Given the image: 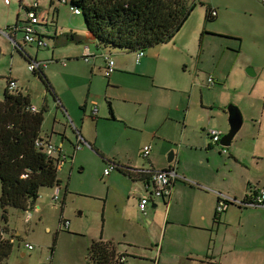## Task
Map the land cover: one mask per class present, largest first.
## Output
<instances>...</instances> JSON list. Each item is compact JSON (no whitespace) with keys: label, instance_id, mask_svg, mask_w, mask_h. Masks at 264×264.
Listing matches in <instances>:
<instances>
[{"label":"rangeland","instance_id":"374dc122","mask_svg":"<svg viewBox=\"0 0 264 264\" xmlns=\"http://www.w3.org/2000/svg\"><path fill=\"white\" fill-rule=\"evenodd\" d=\"M213 1L215 0H202L204 4ZM1 3L0 0V6H2ZM195 3H197V7H200L197 1ZM231 7L229 13L232 15L241 18H245L246 15L247 19L249 18L247 14H243V9L238 4ZM61 9L62 17L67 19L66 11L68 9L65 7ZM6 12L2 11L1 13L0 10L3 16H7ZM21 14L23 15L22 10ZM80 18L83 20L82 16ZM14 19L6 27L14 28ZM39 25H44V23H39ZM220 26L222 25L211 24L209 28L220 30ZM230 28H233V31L238 35L237 38L243 41L241 51L240 47L239 51L234 48L239 41L213 36L211 34L215 33L207 30L208 34H204L205 47L203 50L201 49L199 55L189 58V55L184 52L173 53L177 54L175 56L178 60H173L170 67L172 69L171 74L174 73V70L177 73L178 82H181V79L183 82H192L197 90L200 88L207 93V99L215 103L213 110L224 102L226 103L225 110L230 104L238 107L243 116V122L240 131L233 138V146L239 148L238 145L241 143L243 133L251 134L256 131L257 124L254 121L256 123L261 120L264 122V61L254 59L251 65L246 66L244 64L247 57H252L251 54L256 49V41H264V34L259 35L256 29L250 32L244 30V26L240 25L237 20L231 23ZM0 43V100L3 97L7 79L16 75L18 77V91L20 90L24 96L30 97L31 103L39 108L44 104L48 105L41 131L49 133L51 129L53 131L56 129L54 132L59 134L65 127V134L71 140L70 142L76 143L75 134L73 136V130L69 126V124H73L72 121L70 118L66 119V116L64 118L62 111L57 109V106L53 107L54 98L51 91L46 90L44 81L27 69L28 62L22 54L17 56L14 53V57L10 58L12 44L1 33ZM28 50L32 55L37 51L39 62L46 60L51 51V46L40 50L29 47ZM173 63L174 65L177 64L178 67L174 68ZM51 66L56 67V72L61 71L59 65L50 64ZM248 67L253 69V75L247 74ZM210 76L214 79L215 84L207 88V78ZM142 80L151 85V78ZM222 85L225 87L223 88ZM154 91H158L156 93L160 96L166 94L173 97L177 103L181 101V96H184L176 90L169 92L154 89ZM224 92L228 95L224 96ZM198 97V92H196L195 103L200 101ZM154 108L158 111L159 106H154ZM194 109L196 110L195 105L189 112L190 119L186 128L182 130V127L178 124L175 125L174 122L164 125L158 124V133L154 137L148 129L150 118H148L147 123H144L147 114L144 105H135L125 110V112L128 110L132 116H135L138 126H132L127 117H125L128 120L127 123L125 119L123 121L116 119V122L104 120V126L101 127L97 139L98 149L102 150H98L101 156L88 146L79 147L73 155L74 162L76 153L78 154L77 161L73 163L69 160L59 169L60 186L47 187L40 192V210H36V206L27 211L9 208L7 226L9 235L12 236L13 248L4 264H89L87 256L90 242L98 240L101 236L102 239L117 245L120 253L128 255L126 257L127 264H158V257L155 258L157 246L162 248L159 264H168L170 256L179 254L182 247L190 248L194 244L193 235L197 229L217 231L220 238L230 230H237L240 227L249 228L247 222L250 221L252 224L251 222L260 213H263L259 211L260 208H238L232 204L221 215L220 221H214L213 212L207 213V217L203 221L200 216L205 211L206 196L190 190L192 186L183 181H177L174 185L169 212L166 211L161 202L158 209L149 208L145 215L138 212L135 207V198L139 195L142 185L140 180H132L123 174L118 175V172L115 171L113 172V175L117 177L115 186L108 189V178L103 177V169L107 165L105 162L125 160L127 163H131V166L146 170L149 162L140 156L141 148L144 146H151L149 158L153 160L155 167L170 165L167 157L172 151L175 155V162L171 166H175L179 176L191 182L190 177L202 179L206 178V172L217 171L214 177L222 182L228 172L224 165L229 159L227 155L221 154L222 146L220 143H211L207 136L209 129H216L207 124L220 122L221 119H217L218 115L213 114L214 119L210 120L208 110L195 114ZM173 113L179 115L177 110H173ZM190 113L193 115L192 120L197 118V115L200 116L199 119L195 120L200 123L199 126L192 128ZM201 125H206V127L203 128ZM52 135L57 141L55 143H59L60 137ZM163 135L167 138H161ZM203 143H210L215 146L221 156L218 155L217 158L208 160L202 152L201 145ZM69 146V144H64L65 152H69ZM251 147L250 144L247 149L249 152ZM226 149L228 151L229 147ZM259 149L263 151L264 145L261 144ZM124 152L125 154L121 157L107 156V153L120 155ZM249 152L245 153L247 163H249L251 156ZM103 158L106 160L105 162L102 161ZM179 160L180 163H177ZM214 161L216 164L219 162V165L215 166ZM70 162L72 163V170H70ZM205 162L209 163L210 170H208ZM259 165L264 167V162L260 161ZM130 169L133 167L129 168V171H131ZM66 184L69 191L62 208L61 200L64 197ZM219 185L222 189L226 186L221 183ZM55 195L59 201L52 199ZM125 204L127 207H124ZM61 217L70 222L68 230L59 227ZM167 222L169 223L168 226ZM152 224L162 226L159 239L155 237L150 240L139 229V227L147 228ZM54 239L55 244H53ZM245 242L248 240L245 239ZM26 244H30L33 250L30 251L25 246ZM52 248L54 249L53 252ZM186 258L188 259L187 256ZM181 263L185 262L182 261Z\"/></svg>","mask_w":264,"mask_h":264},{"label":"crops","instance_id":"0c3cea01","mask_svg":"<svg viewBox=\"0 0 264 264\" xmlns=\"http://www.w3.org/2000/svg\"><path fill=\"white\" fill-rule=\"evenodd\" d=\"M13 1L8 7L4 5L2 1V6H0L1 13L2 11H7V16H3L0 13V27H2L0 30L7 28L6 26L10 25L14 18V27H18L16 31L11 30L9 33L7 32V36L4 35L12 44L10 58L12 59L14 57L13 54L15 53L17 56L22 54L25 59L29 56L32 59L36 58V61H38L37 51L32 55L28 50L29 47L35 49L36 47L28 44L25 45L22 42L20 36L22 33L19 30L22 21L25 19L24 13L26 7L37 1L38 6L36 10L40 16L39 23H44V25H39L38 31L43 34L42 37L45 40L46 47L51 46V51L46 60L39 62H46L47 64L43 69V73L50 82L49 85L52 90L51 94L54 98V103H52V105L53 107L57 106V109L59 108L62 111V116L64 118L65 116L66 119L70 118L74 124V126L73 124H69L73 130V136L77 132L84 141L83 146H88V148L94 149L98 155H100L99 151H102L101 149H98L97 139L99 132H101V127L103 128L104 126L103 121L107 120L116 122V119L122 121L125 119L126 123L129 120L131 121L132 126H138L135 116H132L128 110L125 112L126 109L134 107L135 105H144V107H146L147 114L144 123H147L148 118H150L148 129L152 132V137L156 136L158 133V124L164 125L166 123L174 122L175 125L178 124L181 126L182 130L186 128L188 126V120L190 119L189 112L193 105L196 106V110L194 109L195 114L208 110V117L210 120L214 119L213 114H217V119H221L220 122H210L207 125L218 129L221 132V137L225 135L229 131V125L227 122L228 114L225 113L226 103H221L217 109L213 110L215 103L207 99V93L200 88L197 90V87L192 82H183L182 79L181 82H178V75L175 73V70L173 71L175 75L174 73L171 74L172 69L170 65L173 60H178L175 55L182 52L187 53L189 58L192 56H198L201 49L203 50L205 47L204 34H208L206 32L207 30L213 31L212 33H215L211 34L213 36L239 41L238 45L234 48H237L239 51L240 47L241 51V43L243 41L237 38L238 35L233 31V28H230L231 23H233L234 20H237L240 25H243L244 30H247L248 32L256 29L259 35L264 34V4L261 0H215L205 4L200 0V3L198 2L200 7H197V3H195L196 0H184L187 6L191 5L193 2L195 3V6L190 11L185 24L182 25L179 32H177L174 38L169 42L154 45L147 50L145 49L144 54L137 62L136 52L115 48H101L93 38V35L86 29L84 18L83 20L80 18L82 15L74 14L67 5H59L56 0ZM236 4L243 9L244 15L247 14L249 16L248 19L246 15L244 16L245 18H241L229 13L232 8L231 6ZM62 7L68 9L66 11L67 19L62 17ZM208 8L209 10L214 9L217 13L216 17H214L211 22L206 20V10ZM21 10L23 15L21 14ZM209 23L222 26H220V30H211L209 28L211 24ZM18 34L20 35L17 37ZM15 44L17 46H14ZM255 44L256 49L251 54L252 57H247L244 62L246 66L251 65L254 59L256 61H264V41L257 40ZM85 46H88L91 52L88 61H83L82 58ZM107 53L113 58L115 69L109 78H104L103 69L105 67V62L103 54ZM50 64L59 65L61 71L59 73L56 72V67H50ZM173 67L176 68L178 66L176 64ZM240 72H242L241 69ZM10 78L15 80L18 86V77L13 75V77ZM144 78H151V85L147 84L145 80H142ZM196 78H198V76H196ZM222 87L224 88L225 85H222ZM154 89L169 92L176 90L184 94V96H181V101L177 103L173 97L166 94L160 96L156 93L158 91H154ZM46 90L50 91L48 87H46ZM196 92H198L199 95L198 100L200 99L198 103L194 102ZM223 94L224 96L228 95L225 92ZM31 106H34L36 110L40 109L33 103H31ZM94 106L97 108L96 116H93L92 114ZM109 106L111 107V111L109 110ZM154 106H159L158 111ZM42 107H45L47 111V104H44ZM173 110H177L179 115H175ZM190 116L192 128L199 126L200 123L195 120L199 119L200 116L197 115V118L195 117L194 120H192L193 115H191V113ZM125 117H127L128 120ZM225 120L227 124L225 123ZM254 122L257 124L256 131L251 134H247V132L243 133L241 136V143L238 145L239 148L233 146L232 139L229 146V149L231 150L228 149L229 152L227 151V153H223L227 155L229 160L226 161L224 165L227 167L228 172L222 182L214 177V174L217 173V171L206 172V178L202 179L200 177H190L191 182L186 178L179 176L175 166H171L175 162L174 153L173 160L169 163L170 165L159 168L155 167V163L149 158L152 148L150 149L148 158L144 159L149 162L148 167L145 169L165 170L172 168L180 177L177 181L187 182L192 186L190 190L196 191L199 194H204L206 196L205 199L207 204L204 213L200 216L204 221V218L207 217V213H215L217 198H219V196H226L242 201L248 196L250 190L251 192H254L259 188H264V167L259 165L260 161L264 162V150L260 151L259 149L261 144L264 145V122H262V120L258 121V123H256V121ZM201 126L203 128L206 127V125ZM65 130L64 127L59 134L55 133L53 129H51L49 133L41 131L40 137L47 138L52 143L61 145L64 152V144H69V152L65 153L67 155H72L75 153L72 150L73 143L70 142L71 140L66 136ZM222 132L224 133L223 135ZM52 134L60 137V144L55 143L57 141L54 140ZM76 136L77 135L75 134V139ZM161 138L167 137L163 135ZM250 144L252 147L249 152L247 149ZM201 148L203 149V155H205L208 160L217 158L218 155L221 156L218 152L219 150L210 143H203ZM247 152L251 153L249 163L245 160V153ZM124 154L125 152L120 155L107 153V156L121 157ZM77 155L78 154L76 153L75 161L73 162V158L71 162L75 163L77 161ZM71 162L70 170H72ZM112 163L123 165L127 168L133 167L134 170L139 168L131 166V163H127L125 160ZM177 163H180V160L177 161ZM205 163L208 166V170H210L209 163ZM213 164L216 166L219 165V162L216 164V161H214ZM113 172H110L107 176L108 189L113 188L116 183L117 177L113 175ZM116 172H118V175L123 174L119 171ZM143 179H145L144 175H141V180L138 179L142 185L140 186L139 195L135 198V207L138 212L145 215L149 208L153 210L158 209L161 202L166 211L169 212L170 200L174 194V185L177 181L172 183V191L169 199L165 201L152 199L149 202L146 211L141 212L138 207V200L145 195V191H147V188H145L147 183L144 182ZM219 183L225 184V188H220ZM43 189L44 188H42L40 192ZM40 192L38 193L39 196L35 205L36 210H40L41 208L39 204ZM124 207H127V205L125 204ZM250 208H260L259 211L264 213V207L256 206ZM263 213H260V215L251 222L253 225L250 224V221L247 222L249 228L240 227L237 230H230L220 238L217 231L203 228L197 229V232L193 235L194 244L190 248H187V246L182 247L179 254L170 256L168 264H182V261L185 262L183 264H264ZM168 225L169 223L167 222V226ZM161 227L162 226L160 225L156 226V224H152L147 228L139 227V229L142 234H146L150 240H153L155 237L157 239L160 238L159 232ZM245 239L248 240V242L244 243ZM156 248L157 251L155 252V258L158 257L159 264V260H161L160 258L162 256V248L158 246ZM125 262L127 264L126 258Z\"/></svg>","mask_w":264,"mask_h":264},{"label":"trees","instance_id":"16d2710c","mask_svg":"<svg viewBox=\"0 0 264 264\" xmlns=\"http://www.w3.org/2000/svg\"><path fill=\"white\" fill-rule=\"evenodd\" d=\"M73 4L80 9L86 29L101 48L113 47L130 52L147 50L172 40L195 6L194 2L187 6L184 0H76ZM208 10L209 8L206 10V20L211 22L214 18L209 15ZM26 60L29 62L36 58L28 56ZM32 73L43 80L52 92L43 69ZM29 98L20 90L11 93L6 87L0 100V264H4L13 248L12 236L9 235L7 226L9 208L27 211L36 205L42 188H53L61 184L57 165L62 153L51 156L36 146L42 138L40 132L46 109L41 107L37 112L32 111ZM109 110L111 111L110 106ZM79 144L83 146V142L73 143V152L78 149ZM64 154L66 160H73L74 153ZM105 161L103 158V162ZM113 164L114 171H119L132 180H141V175H144L143 181L150 182L149 175L144 173L146 170L140 173L138 169L129 171L126 166ZM67 193L66 185L61 200L62 208ZM222 214L215 210L214 221H220ZM64 221L68 220L61 217V223ZM53 250L52 248V252ZM127 256L117 251V245L99 238L90 242L87 259L89 264H126L120 259Z\"/></svg>","mask_w":264,"mask_h":264},{"label":"built area","instance_id":"2783aa9c","mask_svg":"<svg viewBox=\"0 0 264 264\" xmlns=\"http://www.w3.org/2000/svg\"><path fill=\"white\" fill-rule=\"evenodd\" d=\"M2 1H3V4L8 7L9 4H11L13 0H2ZM56 1L58 2L59 5H67L74 14L81 15L80 9L75 7V5L73 4V2L76 0H56ZM196 1L198 2V0ZM261 1L264 4V0H261ZM37 6H38V2L35 1L32 4H30L28 7H26L25 13H24L25 19L22 21L21 26L19 27V30L22 33L21 38L24 44L32 45V46H35L36 49H39V48L46 47V43L42 37L43 34H41L38 31L40 16L38 15V12L36 10ZM209 15L212 18H214L216 17L217 13L214 9H212V10H209ZM17 29H18L17 26L14 28L7 27V28L0 30V33L7 36L11 30L16 31ZM14 46H17V45L15 44ZM83 52H84L82 53L83 61H88L91 56L89 47L85 46L83 49ZM136 53H137L136 57H137V62H138V59L144 54V50H138L136 51ZM103 59L105 62V67L103 69V76L104 78H109L115 69V63H114L113 58H111V56L109 55V53L103 54ZM46 65H47L46 62H38L36 60H30L28 62L27 69L33 72L34 70L37 71L39 69H44ZM207 84H208V87L215 84L214 79L211 76L207 78ZM6 87H7V90L11 93H15L16 91H18V86L16 84V81L13 80L12 78L9 79ZM31 110L37 112L34 106H31ZM92 114L93 116L97 115V108L95 106L92 109ZM207 133H208L207 136L210 138L212 143L219 144V140L221 138V132L219 130L209 129ZM75 134L77 135L76 143H80V142L84 143L81 136L77 132ZM36 146L41 147L47 154L51 156L58 155L57 154L58 152L62 153V156H60V160L57 165L58 169H60L63 164L69 161L64 158L65 152L63 148L61 147V145L54 144L51 141H49V139L47 138H41V140L37 142ZM79 147H81L80 144L77 146V148ZM150 149H151L150 146L141 148L140 155L141 157H143V159L148 158ZM225 151H226L225 147H222L221 152L225 153ZM114 170H115V165L111 162L107 163L106 167L103 169V176L107 177L110 174V172H113ZM137 171L142 173L144 170L140 169ZM144 173L149 175L150 182H148L147 186L145 187L147 188V191H145V195L140 197L138 200V207L141 210V212L146 211L147 206L152 199L163 200V201L169 199L171 196V191H172L171 189L172 183H174L176 179L180 178L174 172L172 168H168L165 170L149 169V170H146ZM52 199L54 201H59V198L56 195L53 196ZM217 199L218 200L216 204V211L219 214L226 212L227 208L232 204H235L238 207H249V206L250 207H256V206L264 207V188H259L254 192H251L250 190L248 196L245 197V199H243L242 201L235 200L234 198H230L226 196H219V198ZM69 224H70L69 221H64L63 223L60 222L59 227L60 228L62 227L64 230H68ZM25 246L30 251L33 250L30 244H26ZM120 261L121 262L125 261L124 257H122Z\"/></svg>","mask_w":264,"mask_h":264},{"label":"water","instance_id":"95a60500","mask_svg":"<svg viewBox=\"0 0 264 264\" xmlns=\"http://www.w3.org/2000/svg\"><path fill=\"white\" fill-rule=\"evenodd\" d=\"M246 72L248 75L254 74L253 69L251 68H248ZM226 112L228 114L227 122L229 125V131L225 135H223L219 140V143L221 144L222 147L230 146L232 139L240 131L243 122L242 121L243 116L237 106L233 104L228 105L226 108ZM172 160H173V152L170 151L167 157V161L168 163H171Z\"/></svg>","mask_w":264,"mask_h":264},{"label":"flooded vegetation","instance_id":"af4514ba","mask_svg":"<svg viewBox=\"0 0 264 264\" xmlns=\"http://www.w3.org/2000/svg\"><path fill=\"white\" fill-rule=\"evenodd\" d=\"M225 149H226V147H225ZM221 151H222V149H221ZM221 151H220V152H221ZM226 151H227V149H226ZM226 151H225V153H226ZM221 154H223V153L221 152ZM237 207H238V206H237Z\"/></svg>","mask_w":264,"mask_h":264}]
</instances>
